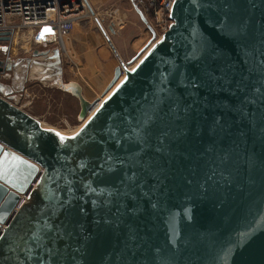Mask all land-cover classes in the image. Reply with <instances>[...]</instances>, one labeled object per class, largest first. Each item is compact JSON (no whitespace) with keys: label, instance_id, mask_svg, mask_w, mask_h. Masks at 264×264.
<instances>
[{"label":"water","instance_id":"obj_1","mask_svg":"<svg viewBox=\"0 0 264 264\" xmlns=\"http://www.w3.org/2000/svg\"><path fill=\"white\" fill-rule=\"evenodd\" d=\"M169 16L63 140L15 105L27 70L74 96L79 122L97 97L62 82L57 49L0 60V264H264V0Z\"/></svg>","mask_w":264,"mask_h":264},{"label":"crops","instance_id":"obj_2","mask_svg":"<svg viewBox=\"0 0 264 264\" xmlns=\"http://www.w3.org/2000/svg\"><path fill=\"white\" fill-rule=\"evenodd\" d=\"M85 1L95 10L93 13L100 24V31L95 30L86 20L79 19L72 25L68 35L62 41L63 51L57 50L61 80L62 82H76L81 88V93L84 88L92 93H95V90L101 93L119 61L129 64L137 57L138 51L143 48L148 37L146 31L149 32V30L140 20L130 0ZM110 9H114L111 12L113 14L115 12V15L106 18L104 10ZM16 49L21 52L20 56L14 54ZM20 49L21 47L18 46L14 50V47L8 44L7 58L9 61L16 58H33L31 55L33 50L57 48L55 46L46 49L29 47L26 52ZM43 71L41 66L30 67L27 70V75L30 74V77L26 81L36 79L37 82L51 85L50 78L45 77L47 71ZM75 75L78 77L75 78Z\"/></svg>","mask_w":264,"mask_h":264},{"label":"built area","instance_id":"obj_3","mask_svg":"<svg viewBox=\"0 0 264 264\" xmlns=\"http://www.w3.org/2000/svg\"><path fill=\"white\" fill-rule=\"evenodd\" d=\"M130 1L146 18L153 37L156 32L162 35L167 30L171 24L169 13L173 0ZM81 4L82 0H0V32L9 31V41H12L14 33L24 31L30 35L28 39L25 37L29 47L46 49L55 46L63 51L60 47L63 39L72 25L84 16ZM11 19H17V22L10 23ZM113 55L116 57L114 52Z\"/></svg>","mask_w":264,"mask_h":264},{"label":"rangeland","instance_id":"obj_4","mask_svg":"<svg viewBox=\"0 0 264 264\" xmlns=\"http://www.w3.org/2000/svg\"><path fill=\"white\" fill-rule=\"evenodd\" d=\"M82 3L84 6H82L84 9H82L84 11V16L83 18H81V20H86V22H89L90 25L98 31L100 24L93 13L95 10H93L92 7L88 6L85 1H82ZM111 11H114V9L104 10V15L106 16V18L115 15V12L113 14V12ZM9 22L16 23L17 19H11L9 20ZM146 32V36L148 37L143 45V48L138 51L137 57L135 59H132L133 61L131 60L129 64H126L127 66H132L135 62L137 63L138 60L141 59L140 57L144 55V52L146 53L151 42H153L154 40H158L159 35L154 36V38L151 39L150 33L148 31ZM25 35L26 33L24 31L14 33L12 41L7 43L4 52L0 49V60L2 59V56L8 57V44L14 47V50L18 46L21 47L20 51L22 52L28 50L29 45L28 41H26L25 39V37L27 38V36ZM14 54L20 56L21 52L17 51L16 49L14 51ZM65 77L66 75L64 73V78ZM76 77H78V75H75V78ZM0 81L3 84H8L10 82V77L2 76L0 77ZM99 92V90H95V93H92L89 89L84 88L81 94L84 99L91 101L100 96ZM16 95L17 102L15 103V105L18 108L35 117L37 121L45 123V125H47V128L54 129L53 131H56L58 133L61 132L60 134L68 136L73 135L75 133L73 131L82 122H79L77 120V113L79 110L77 99L69 93L62 91L60 88H58V86L47 85V83H40L37 82L36 79L29 80L23 84L22 90Z\"/></svg>","mask_w":264,"mask_h":264},{"label":"bare ground","instance_id":"obj_5","mask_svg":"<svg viewBox=\"0 0 264 264\" xmlns=\"http://www.w3.org/2000/svg\"><path fill=\"white\" fill-rule=\"evenodd\" d=\"M82 1H85V0H82ZM86 2V1H85ZM81 6H83V3L81 4ZM84 7V6H83ZM84 10V9H83ZM142 15V14H141ZM143 16V15H142ZM143 18L145 19V21L147 22V20H146V18L143 16ZM150 27V26H149ZM151 28V27H150ZM28 33H27V38L26 39H28ZM157 35H159V37H160V35H161V32H156L155 33V35L154 36H157ZM30 36V35H29ZM159 37H158V40H159ZM154 38V37H153ZM156 39V38H155ZM155 41V40H154ZM151 42V44H150V46H149V48L156 42ZM62 45V44H61ZM61 48H62V46H60ZM149 48L147 49V51L149 50ZM146 51V52H147ZM144 54H145V52H144ZM140 58H142V57H140ZM133 61V60H132ZM139 61V60H138ZM136 65V62L132 65V66H127L125 63H121V68H122V73L120 74V76L118 77V79L116 80V82L108 89V91L103 95V96H98L97 97V100H96V102L94 103V104H92V106L88 109V111H87V114H86V116L84 117V119H82L81 121H83V122H81V124L79 125V126H77V128L73 131V132H76L83 124H84V122L94 113V111L100 106V104H101V102L110 94V92L114 89V87L118 84V82H120L121 80H122V78H123V76H124V70L126 69V70H130L131 68H133L134 66ZM119 66V65H118ZM20 109V108H19ZM29 115V114H28ZM38 123L40 124V127L41 128H43V129H45V130H51V131H53L54 129H50V128H47V125H45V123H42V122H40V121H38ZM50 127V126H49ZM54 132H56V131H54ZM58 133V132H57ZM61 133V132H60ZM59 133V134H60ZM64 135V134H63ZM66 136H68V135H66ZM33 187V185H31L29 188L31 189ZM26 198V195H19V200L17 201V203H16V205H15V207H14V209H13V211L14 212H16L18 209V206H19V204L20 203H22L23 201H24V199ZM3 226H4V224H2V225H0V229L1 230H3ZM0 230V231H1Z\"/></svg>","mask_w":264,"mask_h":264},{"label":"flooded vegetation","instance_id":"obj_6","mask_svg":"<svg viewBox=\"0 0 264 264\" xmlns=\"http://www.w3.org/2000/svg\"><path fill=\"white\" fill-rule=\"evenodd\" d=\"M9 42V40H6V41H1L0 42V49H1V51H3L4 52V50H5V47L7 46V43ZM2 52V53H3ZM5 58V56H2V59H4ZM1 59V60H2ZM9 71L6 69V66L4 65L3 67H2V69H1V71H0V77H4V76H9ZM1 82V81H0ZM2 83V82H1ZM83 122V121H82Z\"/></svg>","mask_w":264,"mask_h":264},{"label":"snow or ice","instance_id":"obj_7","mask_svg":"<svg viewBox=\"0 0 264 264\" xmlns=\"http://www.w3.org/2000/svg\"><path fill=\"white\" fill-rule=\"evenodd\" d=\"M173 2H175V0H173ZM45 31H50V29H45ZM132 71H135V69H132ZM127 79V78H125ZM124 81H121V84H123ZM117 87L119 88V85H117ZM57 135H60L59 133ZM60 138L63 140V139H66V137L60 135ZM5 156H7V153H5Z\"/></svg>","mask_w":264,"mask_h":264}]
</instances>
